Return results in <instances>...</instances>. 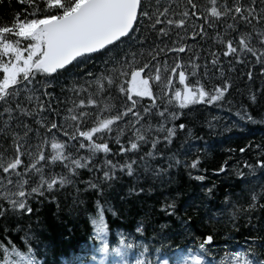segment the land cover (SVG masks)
<instances>
[{"label": "snow or ice", "instance_id": "obj_1", "mask_svg": "<svg viewBox=\"0 0 264 264\" xmlns=\"http://www.w3.org/2000/svg\"><path fill=\"white\" fill-rule=\"evenodd\" d=\"M0 7L10 13L0 22V264H47L33 243L43 245L31 224L37 216L42 228L34 203H55L59 218V194L77 184L84 187H75L74 207L87 203L81 192L96 193V212L89 217L91 239L99 244L95 264H132L133 244L120 233L118 246L111 247L106 220V213L119 214L106 194L125 177L134 183L127 193H115L120 200L151 195L158 184L159 213L168 217L156 225L145 213L134 225L136 234L143 236L148 224L164 231L174 219L190 232L198 217L205 227L200 213L213 219L208 201L216 195L215 185L204 184L207 169L191 145L173 150L182 134L204 138L177 121L193 105L222 107L217 102L243 72L248 84L241 95L247 103L235 115L256 122L248 108L264 110V82L252 87L257 75L264 81V0H0ZM97 60L102 70L88 68ZM213 79L220 83L211 89L202 82ZM207 125L211 129L213 122ZM239 152L254 153L255 159L240 161L236 176L247 187L229 193L225 205L235 208L243 199L250 221L252 211L264 209V181L249 179L264 173V142ZM229 167L225 161L214 174ZM173 169L186 171L203 194L182 201L179 188L167 191L177 183ZM85 174L89 178L81 179ZM145 180L153 184L145 188ZM13 229L24 233L26 250L9 238ZM213 239L204 234L199 253L176 249L171 261L156 259L212 264L206 257ZM148 252L144 247L141 254ZM70 264L86 262L77 257ZM134 264L152 262L137 258ZM219 264H264V236L251 237L247 248L226 253Z\"/></svg>", "mask_w": 264, "mask_h": 264}, {"label": "trees", "instance_id": "obj_2", "mask_svg": "<svg viewBox=\"0 0 264 264\" xmlns=\"http://www.w3.org/2000/svg\"><path fill=\"white\" fill-rule=\"evenodd\" d=\"M20 7V5H16V8ZM6 15H10V13L0 7V22H4L3 18ZM103 67L104 65L100 60L88 65V68L93 71H100ZM84 71H87V68ZM229 75L235 77L236 74L229 73ZM240 76V79L235 80L234 89L230 90L225 100L217 102L222 104V107L193 105L188 109H184L185 115L177 121V123H186L187 127L192 129L195 135L204 138L203 140L188 139L182 134L180 140L174 142L173 150L179 148L183 152L184 148H181L183 143L185 146L191 145L192 153L201 157L202 165L207 169V172L203 173L207 177L204 184L208 186L215 185L214 191L216 195L208 201L209 209L212 213H215L213 219L209 221L207 215L201 212L200 216L204 217L203 224L205 227L199 226L198 217L197 226L193 232L187 230L179 220L175 219L170 222L169 228L164 231H160L158 227L154 229L152 224H148L145 234L140 236L134 232V224L143 218L145 213H148L150 220L154 221L156 225L160 221H168V217L159 213L163 194L159 190V185L156 184L157 191H154L151 195L142 194L140 198L130 197L127 202L120 200L115 193H127L128 186L134 183L132 178L125 177L123 185L118 184L115 189L106 194L108 203L115 207L119 213L116 217L112 216L110 212L106 213V220L110 225L109 243L111 247L118 246L119 234L124 233L128 242L133 244V250L130 255L144 257L153 264L157 255L167 254L172 257V253L176 249H192L199 253L198 244L200 240L204 238V234H211L214 237L213 245L208 247L212 251L206 259L211 260L212 264H219V260L226 253L247 248L248 244L251 243V237L264 236V209L252 211L250 213L252 217L250 221L247 204L243 199L235 204V208L230 207L238 214L239 212L241 214L247 212L242 214L244 215L242 218H237L234 221L223 220L214 211L215 207H226L225 200L229 193H240L241 183L235 172L237 167H242L240 161L242 159H255L254 153L242 155L239 149L249 143L254 148L256 144L264 142V122H261L264 121V110L255 107L248 108V111L252 113L256 121L255 123L242 121L235 115L240 104L247 103L246 96L241 95V92L245 91L248 82L243 77V72L240 73ZM202 82L209 89H211L213 84L220 83L218 79H213L211 82L207 80ZM262 82L264 81L257 75L255 84L252 87L258 89ZM155 90L159 94V90ZM228 100H231L232 103H227ZM113 102L119 106L118 101L114 100ZM63 107L61 105L62 109ZM208 121L213 122L211 129L208 128ZM205 142L207 147H205ZM160 147L163 146L161 145ZM197 148H200L201 151L197 152ZM229 149L234 151L229 152ZM225 161H228L229 170L232 169L234 171L219 175L214 174V169L219 168ZM59 170L57 168V171ZM244 171L247 172L248 170L244 169ZM173 173L177 183L167 189V191L173 192L179 188L183 192L182 201H186L194 195L203 194L204 189L200 186V183L191 180L187 176L186 171L177 172L176 169H173ZM89 175L85 174L81 179H88ZM249 179L251 181H264V173L258 171L254 176H250ZM142 183L147 188L153 184V181L145 180ZM75 187L83 189L84 185L68 186L66 190L61 191L59 194L62 206L59 218L56 216L55 203L49 204L47 201L44 204L34 203V207L40 209L37 215L42 228H37L36 226L37 216H33L31 224L33 229L41 234L43 245L37 244L36 241H33V243L39 248L42 254L41 258L46 259L47 264H70V261L77 257L87 262L92 260V257L96 255V249L99 247L98 242L91 239L93 229L89 221V217L96 212V193L91 191L81 192L80 198L86 200L87 203L74 207L72 199L77 195ZM246 187L247 185H245ZM231 200L235 201L236 197H231ZM104 206L107 208L108 204ZM69 209H73L72 214H69ZM253 226H255V230H252ZM239 230H242V233L246 232V235L242 236ZM65 231L68 232L67 235H64ZM23 235V232L13 229L9 238L17 245H20L22 250H26V246L22 243ZM144 247H148L149 252L142 255ZM96 258L99 259V256H96Z\"/></svg>", "mask_w": 264, "mask_h": 264}, {"label": "bare ground", "instance_id": "obj_3", "mask_svg": "<svg viewBox=\"0 0 264 264\" xmlns=\"http://www.w3.org/2000/svg\"><path fill=\"white\" fill-rule=\"evenodd\" d=\"M230 171V173L231 172H233L234 170H229ZM239 183V182H238ZM241 185V188H245V185H243V184H240ZM214 211L217 213V216H219L221 219H227V220H229V221H234L235 219H237V218H242L244 215H242V214H244L245 212H243L242 214L239 212V214L238 213H236V215L235 216H233V211L234 210H232L230 207H224V206H219V207H215V209H214ZM247 213V212H246ZM245 213V214H246ZM203 215H205V214H203ZM162 222H164V220L163 221H160L159 223H162ZM158 223V224H159ZM135 225V224H134ZM239 225V224H238ZM239 232H241V235L242 236H245L246 235V232L245 233H242L243 231L242 230H239ZM251 242V241H250Z\"/></svg>", "mask_w": 264, "mask_h": 264}]
</instances>
